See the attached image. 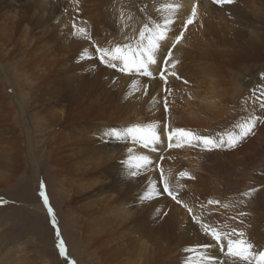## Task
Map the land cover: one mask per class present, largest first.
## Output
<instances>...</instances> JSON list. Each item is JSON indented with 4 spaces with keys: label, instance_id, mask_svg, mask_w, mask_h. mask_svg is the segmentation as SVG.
<instances>
[{
    "label": "bare ground",
    "instance_id": "obj_1",
    "mask_svg": "<svg viewBox=\"0 0 264 264\" xmlns=\"http://www.w3.org/2000/svg\"><path fill=\"white\" fill-rule=\"evenodd\" d=\"M8 3L0 10L4 11L0 12V29L7 38L4 66L15 74V84L21 82L17 87L21 99H30L33 121L45 133L41 141L44 158L66 187L68 204L76 209L72 214L79 226L78 235L88 247L101 244L108 255L106 264H243L228 256L226 246L222 251L204 233L194 214L200 222L221 231L244 232L257 250H264V160H260L264 154V0H235L223 7L211 0ZM194 7L197 14L193 23L186 24ZM102 15L107 18L106 29H117L118 21L129 24L126 32H135H131L132 42L128 44L132 49L137 48L139 33L145 26L155 30L159 23L163 30L165 20H174L167 25L166 39L159 42L155 58L159 62L162 59L174 74L195 79L187 86L195 102H188L177 90H162L164 80L160 76L150 79L135 71H121L123 64L117 71L116 67L97 71V60L95 64L91 62L93 58L86 59L83 43L62 42L61 36L71 21L73 38L79 36L80 28L94 38L98 36ZM94 21L99 22L92 24ZM93 52L88 50L87 54ZM152 66L148 65V70ZM244 69L249 73L244 81L248 86L227 100L230 75ZM181 78L176 80L181 82ZM1 85L0 82V108H12ZM112 88H120L130 97L137 94L138 98L124 103V92L112 100ZM161 103L157 111L155 107ZM118 106L122 108L117 116L111 109ZM251 118L257 120L255 128L237 144L236 150L231 147L233 153L224 144L206 151L195 141L189 145L180 140L182 147H176L179 138L168 141L173 128H182L219 142L224 131L239 135L238 125ZM121 122L129 127L154 123L160 140L145 147L139 139L117 140L104 135ZM19 125L15 117L0 120L6 131ZM6 131L4 138L0 137V167L4 168L0 179L8 185L21 167L25 148L17 132ZM225 152L229 159L223 155ZM139 156L148 157L150 163L134 167V158ZM231 167H250L251 174L231 178ZM5 169H9L10 176ZM182 171L192 178L181 177ZM165 181L178 193L182 204L163 191ZM251 189L256 191L244 195ZM104 199H109L106 205ZM210 200L218 203L210 204ZM183 205L192 208V213ZM6 226L8 236H12L11 224ZM35 227H39L37 223L32 224ZM7 243L0 245V253L10 252ZM15 253L16 264H43L41 259H35L29 245Z\"/></svg>",
    "mask_w": 264,
    "mask_h": 264
},
{
    "label": "rangeland",
    "instance_id": "obj_2",
    "mask_svg": "<svg viewBox=\"0 0 264 264\" xmlns=\"http://www.w3.org/2000/svg\"><path fill=\"white\" fill-rule=\"evenodd\" d=\"M9 1L0 0V10L6 8L9 4ZM0 12L4 13V11ZM100 18L103 23L100 21L102 23L101 30L98 36H96L95 38L91 36L89 31H86L84 34L80 33L77 38H73V30H75V28L72 21L69 22L68 27L65 28V33L63 34V36H61L62 38L60 37L62 39V42L73 40L76 42V44L83 43V50L86 53V59L88 61H91L93 58L91 62L94 63L97 60V64L95 63L96 65H98V68L96 69L97 71L98 69L103 70L105 67L107 69L109 68V66H107V64H105L104 62H101L100 55L96 51V49L100 48L112 51L118 46L123 48L125 45H128L132 42V33H135L133 32V29L129 31L130 34L126 32L127 28L125 26L129 24L122 23L121 21H118L116 24L118 25V28L123 27L124 29H106L105 26L107 25V18H104V15L100 16ZM98 22L99 21H94L92 22V24H96ZM119 24L123 26H120ZM130 24L133 25L134 22ZM124 35H126L127 37ZM9 38L11 39L10 36ZM123 38L127 43L123 42ZM89 39L91 40L89 41V43H92L90 46L89 44H87V41ZM112 43L114 44L112 45ZM0 46V82L2 83V91L10 98L12 103V108H0V120H10L15 117L19 120L20 123L19 126L8 127L7 131L3 130L0 126L2 130H0V137L4 138V135L6 134L4 131H6L7 133L17 132L20 136V139L23 141L22 147L23 149L25 148V151L22 154L23 160L21 163V167L19 168L16 177H14L8 185L2 183L3 178L0 179V245L8 242L5 246H8L10 251L7 255H5V252L0 253V264H16V262L14 261L16 260L17 253L15 252L18 251V248L21 249L26 245H29L31 247V251L34 253L35 259H41L43 264H69V261L73 262V264H106L108 255L103 253V246L101 244H97L93 248H90L83 240H81L82 237H79L78 235L79 226L74 221L76 217L75 214H72V211L76 209H74L72 205L68 204L65 195L66 187L63 186L61 179L55 174L53 165L50 163V161L44 158L45 152L41 150V141L43 140L42 136L45 135V133L41 132V128L37 126L36 121H33L34 117L31 115L32 104L30 103V99L26 98L22 100V97H20V95L17 93V87L18 85H21V82L15 84L13 79V77H15V74L13 76L12 70L4 66L7 64L5 59V53L7 52V38L3 36L1 29ZM130 46L133 47L132 45ZM85 48L87 49V51L91 50L94 52L88 55L87 51H85ZM114 62H116L117 66L115 69L117 71L122 67V62ZM156 63L157 64H153V66L149 70L151 72L150 76L138 72H136L135 74L142 77L144 76L149 77L150 79H154V77L160 76L158 74L164 67L165 74L163 73V77L160 76L162 81L164 80V84L161 85V89L168 92L171 90H177V92L183 94V96L188 99V102L194 103L195 100H193L192 97H189L191 96V94L189 93L187 86L189 85V83H192V81H195V79L185 78L181 74H174L173 71L171 72L169 67H165L166 65L163 63L162 59L160 60V62L157 61ZM247 71V69H244L243 72L232 73L230 75L231 78L229 77L230 79H228L231 80L232 83H230V91H228L230 94L228 93L229 96L225 97L227 98V100L236 97L239 89L246 88L248 86V83L244 82L249 78V73L246 74ZM23 75H21L20 77L24 79ZM176 77L179 79L183 77L181 78L183 80H181L180 82L179 80H176ZM180 83H182V86ZM183 83H185V86ZM124 92L120 88H112L109 92V95L111 96L110 99L113 100L115 98H118ZM176 96L178 95L176 94ZM137 98V94H133L130 97L129 94L125 92L123 101L124 103H130L137 100ZM166 102L169 103L168 101ZM163 103L156 105L155 108L157 109V111H159V108L161 105H163ZM121 108L122 106H118L111 110L118 116ZM130 116L134 115L130 114ZM6 117H8V119ZM38 121H40V119ZM114 125V128L120 131H122L126 127H129V125L125 122L116 123ZM212 125H214V123H212ZM228 133H230V130L228 132L224 131L221 137L224 138ZM236 146H234L235 150L237 149ZM224 147H226L227 150L231 153L235 151L233 148H231V146L227 145V141H225ZM223 155L226 156L227 159L230 158L227 152H225V154L223 153ZM263 155L264 154L260 156L261 161L264 160ZM3 169V167H0V171ZM5 170L7 171V175L10 176L9 169ZM230 171L231 178L235 176L244 178L246 176L249 177L251 174L249 172L251 171L250 167L249 169H235L234 167H231ZM41 185H43V188H41ZM42 191L44 193V196H41ZM44 197L47 198L49 206L53 209L54 217L56 220V227H53L52 217L49 215L48 209L44 205ZM105 200L109 201V199L103 200L104 205L107 204V201ZM6 210L11 211L9 212ZM15 215L17 216L15 217ZM8 223L11 224L10 227L13 229L11 230L13 234L12 236H8L10 232L9 227L6 226ZM34 223H37L39 227H35V229H33L32 224ZM57 230L60 233L59 238L56 235ZM20 232L23 234H21ZM6 236L8 238H6ZM60 240L63 241V246L66 250L65 256H61L60 250L57 246Z\"/></svg>",
    "mask_w": 264,
    "mask_h": 264
},
{
    "label": "snow or ice",
    "instance_id": "obj_3",
    "mask_svg": "<svg viewBox=\"0 0 264 264\" xmlns=\"http://www.w3.org/2000/svg\"><path fill=\"white\" fill-rule=\"evenodd\" d=\"M212 2L221 7L225 5H230L235 2V0H212ZM167 8H172V5H167ZM196 8L192 9L191 17L186 21V24L193 23V18L196 16ZM174 23V20L167 19L164 22L163 30H161V25L157 23L156 29H149L145 26L144 30L139 33L140 41L138 42L137 48L132 49L130 45H125L122 47H116L112 51L108 49H100L97 48L96 51L100 55L101 62H104L109 67H116L117 65L113 63V61H120L123 64L122 71L128 72H138L144 75H151V72L148 70V65L155 64L156 61V53L160 47V41L166 39L167 25ZM79 32L81 34L85 33V29L80 28ZM183 33L176 37V43H179L182 38ZM145 39L147 40V44H144ZM175 45H173L174 47ZM169 56L171 53L168 54ZM264 95V93H262ZM261 107H264V100L261 101ZM257 123L256 118H251L245 124L238 125L239 127V135L229 133L227 138V144L231 147L236 146L242 139L252 133L253 128H255ZM105 136L112 137L114 139H122L131 137L133 140L139 139L144 142V146L147 147L149 143H158L160 140V133L157 131V125L154 123H150L147 126H132L126 127L122 131L111 129L104 133ZM174 138H179L176 143V147H182V143L180 140L187 141L189 145L195 141L197 144H202L206 147V150H211L212 147L222 146L225 143L223 137L219 139V142L213 140L211 137L207 136H198L192 132H189L182 128H173L168 133V141L171 142ZM172 143L168 144V147L171 148ZM211 146V147H209ZM137 162L134 164V167L141 168L150 163L148 157L139 156L134 158ZM181 177H187L191 179L192 177L186 172L182 171L179 174ZM43 188V185H41ZM163 191L166 192L173 200L177 203H183L180 199H178V193L173 191L169 183L165 181ZM256 189H251L249 192L244 193L246 196H250ZM41 196H44L43 191L41 192ZM209 203H218L216 201H209ZM44 205L48 209L49 215L52 217L53 227H56V220L54 217L53 209L49 206L48 200L44 197ZM189 213H192V208L187 205H183ZM228 207V205H225ZM240 215H245V213L241 212ZM194 220L201 223V228L203 229L206 235L211 236V238L216 242L217 245L220 246L223 251L225 246L227 249V254L230 257H233L239 261H242L243 264H264V250H257L256 246L252 241L245 238V233L242 231H238L236 229H232L231 232L221 231L215 228L212 225L200 222L198 218L193 214ZM59 238L60 233L57 230L56 233ZM235 237V238H234ZM61 256L66 255V250L63 246V241L60 240L57 245ZM69 264H73V262L69 261Z\"/></svg>",
    "mask_w": 264,
    "mask_h": 264
}]
</instances>
